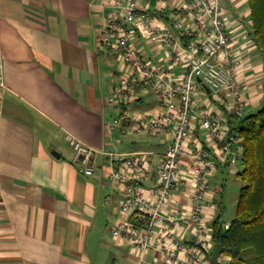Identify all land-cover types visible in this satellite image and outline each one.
<instances>
[{
	"label": "crops",
	"instance_id": "crops-1",
	"mask_svg": "<svg viewBox=\"0 0 264 264\" xmlns=\"http://www.w3.org/2000/svg\"><path fill=\"white\" fill-rule=\"evenodd\" d=\"M221 2L231 48L241 62L236 79L245 117L264 103L263 60L250 36L248 0ZM141 5L148 6L160 32L171 34L173 43L184 46L186 38L175 28L177 19L173 17L182 0L165 4L141 0ZM112 11L109 0H0L4 82L0 91V264H171L166 261L167 250H174L175 264H190V253L171 245L174 240L184 249L196 246L193 224L182 222L194 206L188 156L182 157L180 167L186 179L164 206L173 220L165 216L163 225L152 227L149 249L142 254L127 238L112 236L113 227L122 219L125 187L132 182L124 185L111 180V173L120 165L108 154L140 158L142 166L152 171L140 186L143 198L155 206L157 164L171 141L168 133L128 135L121 125L111 130L117 112L109 106L108 97L120 84L123 66L100 43ZM136 30L131 42L145 51L144 59L154 68L165 63L167 51L173 47L151 44L141 27ZM185 71L176 65L170 73L176 78ZM153 75V79L159 77ZM142 88L130 105L132 112L160 114L151 81L145 80ZM200 92L196 109L233 121L229 111L202 87ZM194 125L191 139L215 163L209 178L213 206L204 210L210 228L219 216L216 194L222 190L215 182L213 190L211 183L218 165L229 163L218 160L215 143ZM67 135L95 151L93 176H85L72 161ZM137 216H132L134 222ZM171 229L170 241L164 231ZM205 239L212 245L210 257L215 248L211 232ZM110 257L113 260L108 263Z\"/></svg>",
	"mask_w": 264,
	"mask_h": 264
},
{
	"label": "built area",
	"instance_id": "built-area-1",
	"mask_svg": "<svg viewBox=\"0 0 264 264\" xmlns=\"http://www.w3.org/2000/svg\"><path fill=\"white\" fill-rule=\"evenodd\" d=\"M109 1L113 11L107 16L100 46L114 53L123 66L120 84L108 97L109 106L117 112L111 130L121 125L122 132L128 135L139 132L171 135L167 150L157 164V180L153 192L158 202L155 206H151L143 198L140 186L141 182L151 176L152 171L142 166L140 158L113 152L108 154L111 160L120 165L111 173V180L124 185L132 182L125 187L126 199L120 205L122 219L113 227L112 236L127 238L142 254L149 249L152 227L163 225L165 216H168L171 222L173 220V217L168 215L170 213L166 214L164 206L170 195L178 191L186 179L180 167L182 157L188 156L192 162L190 173L193 175L194 206L189 217L183 218L182 222L187 226L193 224L196 246L193 249H184L172 240V229L164 231V234L168 240H172L174 249L190 253V264H208V253L212 245L205 239V234L211 232V228L207 225L204 210L206 206H213L209 178L215 172V163L209 160V153L200 147L196 140L191 139L194 124L215 143V155L218 160L227 161L231 167L237 166L242 147L238 134L231 131L224 118L196 109L197 99L201 94L200 87L234 118L242 116L245 106L236 79L241 62L237 59L235 50L231 48V38L223 19L222 2L182 0V5L176 7L173 16L177 19L175 28L186 38L184 46H180L176 42L173 43L171 34L157 29L154 25L155 17L148 12V6L141 5V0ZM155 1L157 4H165L172 0ZM129 25L131 28L128 29ZM138 27H141L151 44L159 43L163 47H173L167 51L169 59L157 68L144 59L145 51L131 42L137 36ZM176 65L186 71L180 77L174 78L170 70ZM153 74H159V77L153 79ZM145 80L151 81L161 106V112L156 116L134 113L130 106L137 99L136 91H143L142 83ZM3 89L0 64V91ZM66 141L73 151L72 161L78 164L79 171L85 176H93L95 151L69 135L66 136ZM136 214L137 221L134 222L132 216ZM161 245L166 248L163 242ZM166 261L176 263L174 250H167ZM219 264H227V259L220 256Z\"/></svg>",
	"mask_w": 264,
	"mask_h": 264
},
{
	"label": "trees",
	"instance_id": "trees-1",
	"mask_svg": "<svg viewBox=\"0 0 264 264\" xmlns=\"http://www.w3.org/2000/svg\"><path fill=\"white\" fill-rule=\"evenodd\" d=\"M250 36L264 65V0H248ZM228 124L241 139L236 176L241 181L235 217L228 227L218 216L211 225L213 245L227 264H264V103L254 114ZM231 119V117H230Z\"/></svg>",
	"mask_w": 264,
	"mask_h": 264
},
{
	"label": "rangeland",
	"instance_id": "rangeland-1",
	"mask_svg": "<svg viewBox=\"0 0 264 264\" xmlns=\"http://www.w3.org/2000/svg\"><path fill=\"white\" fill-rule=\"evenodd\" d=\"M241 68V66H240ZM239 68V69H240ZM240 170L229 165H218L216 170V177L211 183L214 190V182L221 187V193L216 194V201L218 204V213L220 221L229 223L236 214V206L239 197L240 188L242 187L241 181L237 178L236 174ZM113 258L108 259V263L112 262Z\"/></svg>",
	"mask_w": 264,
	"mask_h": 264
},
{
	"label": "water",
	"instance_id": "water-1",
	"mask_svg": "<svg viewBox=\"0 0 264 264\" xmlns=\"http://www.w3.org/2000/svg\"><path fill=\"white\" fill-rule=\"evenodd\" d=\"M221 252L222 246L216 245L208 259V264H219V257L221 256Z\"/></svg>",
	"mask_w": 264,
	"mask_h": 264
}]
</instances>
